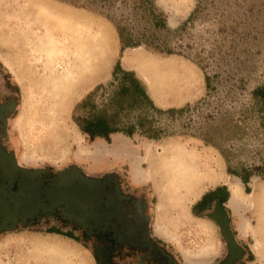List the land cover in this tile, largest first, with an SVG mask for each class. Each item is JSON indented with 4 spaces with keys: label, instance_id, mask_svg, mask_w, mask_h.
<instances>
[{
    "label": "rangeland",
    "instance_id": "rangeland-1",
    "mask_svg": "<svg viewBox=\"0 0 264 264\" xmlns=\"http://www.w3.org/2000/svg\"><path fill=\"white\" fill-rule=\"evenodd\" d=\"M162 19L166 28L155 24ZM117 25L141 45L121 51ZM47 33L55 42L53 52ZM76 51L91 76L88 86L55 106L53 85L73 64ZM118 61L134 72L157 107L191 105L174 116L151 117L175 135L149 139L116 133L106 140L81 132L74 117L92 110L78 105L98 85L111 81ZM149 62L165 65L162 80ZM205 74L212 77L210 91ZM263 83L264 0H0V110L5 107L0 116L6 122L0 129L2 149L20 167L48 169L41 176L44 183L71 166L94 179L117 176L125 195L147 205L151 233L182 264L190 258L216 264L228 253L209 217L212 209L195 207L201 196L221 186L230 191V180L237 182L243 197L246 192L241 179L227 173L218 149L193 133L212 126L232 171L259 168L249 182L253 196L247 199L254 206L248 215L253 229L264 221V107L254 108L250 101ZM112 89L94 98L97 109ZM139 113L134 110L125 119L133 122ZM137 167L147 172L145 180L134 174ZM33 220L0 231V264H98L93 255L97 241L85 239L81 227L69 226L59 209ZM49 228L73 233L79 241L49 233ZM238 245L242 259L264 264L259 254L252 256ZM206 253L210 259L202 257Z\"/></svg>",
    "mask_w": 264,
    "mask_h": 264
},
{
    "label": "water",
    "instance_id": "water-1",
    "mask_svg": "<svg viewBox=\"0 0 264 264\" xmlns=\"http://www.w3.org/2000/svg\"><path fill=\"white\" fill-rule=\"evenodd\" d=\"M13 157L12 170L7 175L8 186L0 188V231L14 230L18 221L26 217L51 216L59 209L61 217L69 225L81 227L87 232L85 239L94 233L105 231L113 220L125 217L122 203L133 201L120 192L118 178L107 175L103 179L85 176L76 166H71L51 176L48 183L41 180L48 169L20 167ZM17 175V176H16ZM12 177V178H11ZM17 181L16 191H10ZM111 188L108 191L106 188ZM209 217L216 221L226 241L229 256L219 264H232L240 257L238 245L230 229L224 208L217 202ZM97 261H99L97 259Z\"/></svg>",
    "mask_w": 264,
    "mask_h": 264
},
{
    "label": "trees",
    "instance_id": "trees-1",
    "mask_svg": "<svg viewBox=\"0 0 264 264\" xmlns=\"http://www.w3.org/2000/svg\"><path fill=\"white\" fill-rule=\"evenodd\" d=\"M155 24H161L162 27L166 28V21L164 19L156 21ZM116 29L121 44V51L141 45V40L127 37L128 35L125 28L117 25ZM165 53L168 55L174 54L171 49H165ZM111 75V81L107 83L106 86L98 85L78 105L79 108L89 106L91 108L90 110H92L87 115L74 117V121L82 133L86 134L90 139L103 138L106 140H109L110 136L116 133H123L128 136H132L134 133H140L149 139H159L161 137L175 135V131L172 129L156 126L151 117L154 114L174 116L190 110V104H186L181 108L161 109L157 107L149 97L141 81L135 76L134 72L122 68L119 61L115 64ZM211 81L212 77L205 74V88L207 91L213 88ZM110 86L113 87L112 92L107 95L105 103L101 104L102 107L97 109L94 98L97 95L100 96L101 91ZM250 101L254 108L264 107V83L252 91L250 94ZM134 110H139L142 114L139 113L135 121L129 122V119L126 120L125 118L129 117V114ZM258 113L260 114L261 112ZM216 134L213 132L212 126L207 127L205 131L200 130L198 133H193L194 136H198L206 144H210L218 149L227 163V173L239 177L248 193L250 191V179L252 175H256L259 168H242L239 171H232L229 166V154L222 146V141L217 140L218 137ZM228 195L229 193L225 186L218 187L204 194L195 204V207L205 209L210 206L213 201H218L220 206H222L228 198ZM73 228L77 229L75 226ZM47 232L55 233L77 242L79 241L73 233L64 232L61 229L49 228Z\"/></svg>",
    "mask_w": 264,
    "mask_h": 264
},
{
    "label": "crops",
    "instance_id": "crops-1",
    "mask_svg": "<svg viewBox=\"0 0 264 264\" xmlns=\"http://www.w3.org/2000/svg\"><path fill=\"white\" fill-rule=\"evenodd\" d=\"M119 140H122V139L120 138ZM107 188H108L107 189L108 191L111 190V188L109 187ZM226 189L229 195L221 207L224 208L225 211L228 208V210L231 211V215L233 217L232 220L235 219V221H230V217H228L230 229L233 232V234L235 232L234 235H236L235 236L236 243L238 240V243L241 246L248 248L247 253H251L252 256H256L257 251H255L254 249L255 243H256L255 239L258 238V239L263 240L264 232L263 233L261 232L260 234L259 228L261 226L259 222H258V227L256 229H253L251 217L250 215H248L249 213H251V211L253 210V206H254L253 202H252V205L250 206L249 205L250 202L247 199L248 198L247 196L250 192L249 193L245 192L244 197L241 200V203L237 204L238 206H236L235 208H232L229 205L230 191H229V188H226ZM120 192L121 194L125 195L121 187H120ZM126 196H129L131 200L133 201V203H131V201L129 200H126L122 203V210L125 211V217L119 220V222L113 220L112 223L108 225V228L105 231H100L98 233H94L91 235L92 238L96 240V236L99 237L101 234L102 235L109 234L108 236L109 240H103L100 243H97V244L95 243V246H93V255H94L95 261L98 264H182L180 261L177 260L173 252L168 250V248L160 241L161 239L157 236L155 237V235L151 233V223H150L151 219L149 218V214H147V205L144 202H140V201L133 199L130 195H126ZM217 202L218 201H213L212 204L207 207V209L209 208L212 209L210 213L214 211ZM128 205L132 207H138L139 205L141 210L145 211L144 213V219H145V225H146L145 229L147 231L148 239L151 242L150 245L151 246L154 245L156 248H158L157 251L155 249H152L150 245H144V244L142 245L143 246L142 248H138V246L140 247V245H138L137 243L135 244L134 241H132L133 233L131 232L132 228H130L129 226L132 224L131 218H129L132 212L130 210V207H128ZM213 221L216 223L215 220ZM216 225L218 226L217 223ZM262 226L264 227V225ZM76 228L78 229V227ZM55 235H58V234H55ZM238 249H239V245H238ZM227 251L228 253H226V255L222 257L216 264L221 263L229 256V250ZM239 251H240L239 252L240 257L236 258L232 264L252 263V260L248 259L247 257L245 259H242L241 257L243 256V253L241 249H239ZM258 253H264V250L258 251ZM196 256H199V255H196ZM202 257L210 259L211 253H206ZM258 257H260L262 260L264 259V254ZM97 259L99 261H97ZM199 260L195 264H200L201 262ZM201 260L207 261L208 259H201ZM188 263L193 264L189 261Z\"/></svg>",
    "mask_w": 264,
    "mask_h": 264
},
{
    "label": "bare ground",
    "instance_id": "bare-ground-1",
    "mask_svg": "<svg viewBox=\"0 0 264 264\" xmlns=\"http://www.w3.org/2000/svg\"><path fill=\"white\" fill-rule=\"evenodd\" d=\"M41 8L42 7H40V9ZM44 11L47 14L45 9H44ZM44 11H42V12H44ZM46 37L49 38V44H51L49 49H51V51L53 52V50H54L53 47H55V42L48 35V33H47ZM126 61L128 62V59L124 60L125 63H126ZM72 63L73 64L65 72H62V74H60L61 78L59 80H57V82H55L54 85H53V91L55 92L54 96L56 98L54 100L55 101V103H54L55 106L57 104H66L68 101H70L71 99H74V97L78 96L80 94L81 90L85 89L88 86V79L91 76L87 72V68L84 66L85 63L82 62V57L80 56L79 52H77V51L74 52V58H72ZM149 63H150V67L152 68L153 72L155 71L157 76H158V78L160 80H162L163 79V75L162 74H164L166 72L165 65L161 64V62H149ZM71 85H73V86H71ZM71 89L75 90V92L72 93L73 91L71 92L70 91ZM139 165L142 167V165L140 163L138 164V166ZM139 168L138 167L135 168L136 170H135L134 174L139 178V180H141V179L145 180L147 178V176H148L147 172L141 170V168L139 170ZM179 170H181V169H178L177 172ZM184 175H185V173H184ZM230 185L232 187H231V190H230L229 205H230V207L235 208L236 206H238L237 204L241 203V200L243 199V195L240 192V190L237 188V186H236L237 182L236 181L230 180ZM261 193H264V191H262ZM248 196H253V193L248 194ZM260 196H262V195H260ZM249 205L251 206L252 203H249ZM260 223L262 225H264V221L260 220ZM259 232H260V234H261V232L262 233L264 232V227L263 226H261ZM255 240H256V243H255L254 249H255V251H257V254H259V256H260V255L264 254V253H258V251L264 250V241H263L264 239L261 240V239L256 238ZM65 254L71 255L72 258L75 257V256L78 257L76 253H65ZM75 259H77V258H75ZM197 261H198V259H194V258L191 259L190 258V262L193 263V264H195ZM75 264H82V263L77 261Z\"/></svg>",
    "mask_w": 264,
    "mask_h": 264
},
{
    "label": "flooded vegetation",
    "instance_id": "flooded-vegetation-1",
    "mask_svg": "<svg viewBox=\"0 0 264 264\" xmlns=\"http://www.w3.org/2000/svg\"><path fill=\"white\" fill-rule=\"evenodd\" d=\"M4 108L5 107L1 108L0 113L3 112ZM5 123H6L5 120L2 119L0 116V129ZM12 165H13V157H11L10 153H6L0 146V188L4 186H8V181L10 180V178L8 179L7 175L10 176L9 171L12 170ZM44 176L46 175H43V177ZM16 189H17V181L14 182V185L12 186L10 191H16ZM128 207H130V210L132 212V214L129 216V218H131V221H132V224L129 225L130 228H132L131 232L133 233L132 241H134L135 244L137 243L138 245H140V247L138 246V248H142L143 244L150 245L151 242L148 239L147 231L145 229L146 227L145 219H144L145 211H142L139 205L138 207H132L128 205ZM34 218L35 217H31V218L26 217L24 221L20 220L18 222H20V224H28L30 222H33ZM103 235L101 234L99 237L96 236L97 243H100L103 240H109L108 239L109 234H105L104 236ZM151 247L152 249H155L156 251L158 250V248H156L154 245Z\"/></svg>",
    "mask_w": 264,
    "mask_h": 264
}]
</instances>
